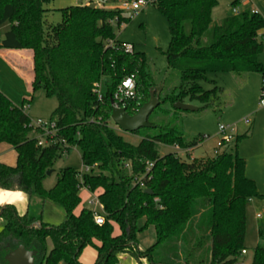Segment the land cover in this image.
Segmentation results:
<instances>
[{
	"label": "trees",
	"instance_id": "trees-1",
	"mask_svg": "<svg viewBox=\"0 0 264 264\" xmlns=\"http://www.w3.org/2000/svg\"><path fill=\"white\" fill-rule=\"evenodd\" d=\"M51 1L0 0V49L29 51L31 91L40 88L45 96L55 97L51 117L65 145L38 146L23 104L16 106L0 92V144L16 154L15 165L0 162V189L54 203L64 218L52 225L29 209L18 215L12 205L0 206V264H6L4 256L19 244L35 250L39 264H83L78 259L85 247L95 252L92 264H118L120 253L135 256L131 264H142L141 258L146 264H244L239 257L245 250V206L252 198L264 200L246 177L245 161L236 151L247 134L221 141L212 156L187 161L174 152L160 156L155 145L187 150L202 141V135L186 138L176 125L182 122L180 110L172 104L184 103L185 98L198 101L201 107L195 111L212 105L221 88L208 74L261 76L264 64L258 56L263 51L264 18L246 8L216 22L211 10L218 0H156L152 6L165 16L170 36L167 67L179 77L178 86L161 95L148 79L144 54L126 52L127 43L115 37L113 24L120 26L129 19L121 10L70 5L60 9L61 21L52 24L44 7ZM238 4L239 0L231 1L232 7ZM131 75L134 93L125 100L124 111L135 114L153 90L157 107H170L161 114L172 118L171 124L148 120V128L159 131L149 134L143 129L136 144L114 129L110 119V100L121 80ZM200 82L213 86L203 89ZM67 146L78 149L90 172L80 181L76 169L63 168L54 186L44 189L46 171ZM146 162L152 164L148 171ZM94 168L98 173H92ZM82 188L97 193L102 224L94 222L87 207L75 212ZM114 226L119 234L113 233ZM148 226L153 227L155 240L142 250L136 234ZM249 264H264L261 233Z\"/></svg>",
	"mask_w": 264,
	"mask_h": 264
},
{
	"label": "rangeland",
	"instance_id": "rangeland-1",
	"mask_svg": "<svg viewBox=\"0 0 264 264\" xmlns=\"http://www.w3.org/2000/svg\"><path fill=\"white\" fill-rule=\"evenodd\" d=\"M85 1L86 0H81V2L77 0H52L44 5L47 9L45 18L49 23L57 24L61 21L60 9L79 3L84 4ZM231 1L232 0H218L216 6L211 10V19L218 22L222 18L234 13V10H244V0H239V9L232 7ZM116 5L117 2L111 0L103 3L101 7L108 9ZM122 15L129 19L120 26L113 24L116 39L120 42L129 44L134 51L144 54L146 63L145 71L150 77L148 79L156 84L161 95L175 89L179 84V77L176 71L170 70L167 67L165 51L168 47L170 36L165 16L159 13L152 5H147L145 8L133 14L123 11ZM260 58L264 59V55ZM207 77L209 80L214 81L216 86L221 88L217 98L212 102V105L207 108L197 111H180L179 116L182 118V122H176V125L182 127L184 130L187 139L202 135V141L199 142L197 146L187 150L156 144L155 147L158 154L162 156L166 153L174 152L180 159L186 161L189 158L212 156L221 141L218 125H233L236 128L235 134H247L245 137H241L236 146L237 153L245 161L244 173L246 177L254 181L257 191L264 195V105L259 104V75L257 73L236 75L220 72L210 73ZM23 80H20L18 75L12 72L9 74L0 69V83L11 93L10 95H12V97L16 99L20 97V106L23 104L24 111L29 116L33 126L38 119L45 122L55 121L54 118L51 117L57 105L55 97L45 96L40 88L36 89L34 92L31 90L27 92L26 90L27 93H24V89L21 86V81L23 82ZM200 85L203 89H210L213 83L200 82ZM23 99H28L29 101H23ZM183 101L193 107H201L198 101L190 102L187 98ZM167 108H170L169 105L160 104L159 107H156V109L152 111L148 120L154 123L164 122L171 124L172 118L161 114V110ZM245 119L249 120L248 124L244 123ZM112 125L114 129L120 131L114 123ZM143 129H147L145 132L149 134H155L159 131L157 127H147L140 128L139 134L120 132L126 140L136 144L140 140L141 134L144 133V131H142ZM30 134L34 136L36 132L33 130ZM8 159H13V164L5 162L6 165H15V154L13 157L11 156V159ZM66 167L74 168L78 172L84 171V166L80 161L79 151L75 146H67L66 150L59 153L54 161L53 167L50 169L52 170L51 173L46 175L42 180L43 188L46 190L52 188L58 178L60 170ZM92 173H98V169L94 168ZM91 194L92 193L88 192L86 189L82 188L80 190V206H88L86 202L93 196ZM26 196L27 199L24 202L26 210L29 209L35 215L40 214L44 222L52 225H58L63 221V211L58 205L49 201L43 202L42 199L37 196L29 197L27 194ZM75 212H78V210L76 209ZM256 214H259L260 217H256ZM1 223L0 221V226ZM142 223L143 221H140L139 225ZM113 233L119 234V229L116 226H114ZM259 233L264 235V200L252 198L245 206V253L239 257V260L245 264H249L251 261ZM154 240L155 234L152 226H148L136 234V244L138 248L142 250L150 246ZM47 245L49 249L51 247L50 240H47ZM84 253V256L81 255L82 253L80 255L88 261L91 253L90 251H85ZM117 256L118 264L135 263L137 259L135 256L127 253H120ZM140 260H142V264H146L143 258Z\"/></svg>",
	"mask_w": 264,
	"mask_h": 264
},
{
	"label": "built area",
	"instance_id": "built-area-1",
	"mask_svg": "<svg viewBox=\"0 0 264 264\" xmlns=\"http://www.w3.org/2000/svg\"><path fill=\"white\" fill-rule=\"evenodd\" d=\"M109 1L111 0H86L84 4L86 5L94 4L95 6H102L103 3L109 2ZM115 1L117 2V5L113 6L112 8L121 10L122 12L123 11L131 12L133 14L145 8L147 5H152L156 0H115ZM254 12H257V11H254ZM234 13H237L236 10H234ZM124 50L130 53L132 52L133 48L129 44H126L124 46ZM260 77H261V80H260L259 104L264 105V72L261 74ZM133 93H134V79H133V76L131 75L121 80L120 84L118 85L113 95V98H114L113 104L118 108L124 109L125 100L132 98ZM244 123L248 124L249 120L245 119ZM30 126L32 128V131L34 130L36 132V135H34V137L36 138V144L38 146L44 147L50 144H54L55 142H60V144L63 146L65 145L64 140L58 137V127L56 126L55 121L45 122V121L38 119L34 123V126L30 122ZM218 132L221 135L222 143H228L232 141L235 135V132H236V128L233 125L219 124ZM146 164H147L146 171H148L149 167H151L152 164L149 162H146ZM88 171H89V167L84 166V171L78 172L76 175L77 178L81 181L82 174ZM143 176H145V174ZM142 177L138 178L137 181L139 182L142 179ZM91 195L93 196L87 200L86 203L88 206L86 207L91 210L94 222L100 225L103 223V217L101 216L102 206L98 201L97 194L92 193ZM154 200L156 201L157 199L155 198ZM244 253H245V250H242L241 254H244Z\"/></svg>",
	"mask_w": 264,
	"mask_h": 264
},
{
	"label": "crops",
	"instance_id": "crops-1",
	"mask_svg": "<svg viewBox=\"0 0 264 264\" xmlns=\"http://www.w3.org/2000/svg\"><path fill=\"white\" fill-rule=\"evenodd\" d=\"M77 1L81 2V0H77ZM239 3H240V1H239ZM79 4H82V3H79ZM243 4H244L243 9L248 8L250 10L257 11L264 18V0H244ZM238 6H239V4H238ZM238 6H236L237 9H239ZM241 10H239V11H241ZM239 11L236 10V12H239ZM260 34H264V29L260 32ZM263 53H264V39H263V51L258 56V60L262 64H264V59H262L260 57L262 55H264ZM31 67H32L31 55H30L28 50H25V49H17V50L0 49V69L5 71L6 73L10 74V72H12L15 75H18L20 80L24 79L23 82L21 81V86L24 89V93H27L31 90V88H30V84L32 81ZM258 80L260 83V80H261L260 75H259ZM26 86H27V88H26ZM0 90L6 97H9L12 100L13 104H15L16 106H20V97L17 99L12 97V95H10L11 93H9V91H7L2 86V83H0ZM26 90H27V92H26ZM14 154H15V152L12 150L11 147H9L6 144H0V162L1 163L5 164V162H6L8 164H13V159L9 160L8 158L11 159V156L13 157ZM15 158H16V154H15ZM0 191L9 192V193L19 192L21 194L20 198L13 199V200H11V202H9L8 200L0 201V206H4L6 204L13 205L15 207L18 215H22L26 211V209H25L26 207H25L24 202L26 201L27 196L25 193L20 192V191H9V190H2V189H0ZM80 208H81V206H79L77 208V210H79ZM256 217L259 218L260 217L259 214H256ZM85 251H87V252L90 251V253H91L90 259H88V261H86V259L82 258V256H81V255H83V256L85 255V253H84ZM81 255L79 256L78 260L83 264H92L94 259H95V252L90 247H85L83 249ZM140 261L142 262V260H140Z\"/></svg>",
	"mask_w": 264,
	"mask_h": 264
},
{
	"label": "water",
	"instance_id": "water-1",
	"mask_svg": "<svg viewBox=\"0 0 264 264\" xmlns=\"http://www.w3.org/2000/svg\"><path fill=\"white\" fill-rule=\"evenodd\" d=\"M90 7H95L94 4H90ZM111 113L110 119L122 132L132 133L140 128L150 127L148 124V117L152 111L158 106V96L154 94L153 90L149 91L148 100L143 103L133 115H128L123 108L116 107L110 100ZM173 108L180 111H195L197 108L190 104L183 102H174ZM52 170L46 171V175H49ZM150 193V190H146ZM2 208H0L1 212ZM36 251L28 250L23 245L19 244L13 250H10L5 256L4 261L6 264H39L35 260Z\"/></svg>",
	"mask_w": 264,
	"mask_h": 264
},
{
	"label": "clouds",
	"instance_id": "clouds-1",
	"mask_svg": "<svg viewBox=\"0 0 264 264\" xmlns=\"http://www.w3.org/2000/svg\"><path fill=\"white\" fill-rule=\"evenodd\" d=\"M20 196L21 194L19 192L9 193L0 191V201L8 200L9 202H11V200L18 199L20 198Z\"/></svg>",
	"mask_w": 264,
	"mask_h": 264
}]
</instances>
